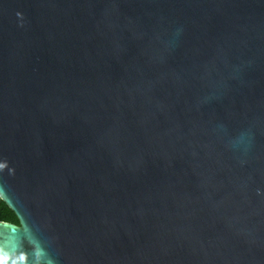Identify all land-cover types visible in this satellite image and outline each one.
Instances as JSON below:
<instances>
[{
    "label": "water",
    "instance_id": "water-1",
    "mask_svg": "<svg viewBox=\"0 0 264 264\" xmlns=\"http://www.w3.org/2000/svg\"><path fill=\"white\" fill-rule=\"evenodd\" d=\"M0 264H264V0H0Z\"/></svg>",
    "mask_w": 264,
    "mask_h": 264
}]
</instances>
